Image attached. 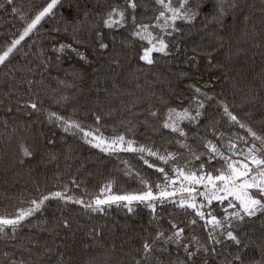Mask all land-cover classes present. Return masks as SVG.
Segmentation results:
<instances>
[{"label": "trees", "instance_id": "1", "mask_svg": "<svg viewBox=\"0 0 264 264\" xmlns=\"http://www.w3.org/2000/svg\"><path fill=\"white\" fill-rule=\"evenodd\" d=\"M51 2L0 0V55ZM135 3L133 9L128 0H58L0 65V216L16 217L54 192L85 202L50 199L14 230L3 226L0 264H264V213L238 221L230 214L239 205L230 197L199 202L202 185L186 199L203 204L224 228L205 226L180 197L131 203L132 212L126 203L86 207L105 190L158 191L180 174L228 171L253 145L264 148L247 131L264 138V0H189L185 9L197 13L194 19L169 20L172 27L157 19L164 9L156 0ZM113 9L125 19L108 28ZM141 25L168 43L170 55L153 52L151 65L140 59L151 46L135 35L144 34ZM61 45L77 52H61ZM197 100L204 104L201 115L177 124L184 135L163 126L170 110ZM117 136L135 148L95 146L99 137ZM254 154L264 158V151ZM179 228L184 232L176 243ZM226 230L241 244L221 235ZM145 242L153 245L147 255ZM185 246L196 253L191 259Z\"/></svg>", "mask_w": 264, "mask_h": 264}, {"label": "snow or ice", "instance_id": "2", "mask_svg": "<svg viewBox=\"0 0 264 264\" xmlns=\"http://www.w3.org/2000/svg\"><path fill=\"white\" fill-rule=\"evenodd\" d=\"M12 0H9V3H11ZM156 2L161 5L162 10L159 14L158 20L163 18L165 20V24L169 27H172L174 22L177 19H183L187 21H191L194 19L196 12L191 11V9H185V5L189 3V0H180V7L174 8L172 7V0H156ZM58 3V0H52V2L47 6V8L44 9L43 12H41L38 16L35 17V19L27 26V28L24 30L23 35L20 36L19 39L15 40L12 44V47H9L7 51H4L2 55H0V65L4 64L5 61L8 60L10 53L13 51L16 45L20 43L21 40L24 39L25 36L29 34V32L32 31L36 27L37 24H39L40 20L48 13L51 12V10L56 6ZM129 6L133 9L136 8L135 0H128ZM15 11V10H14ZM170 12L171 16L166 17L165 13ZM118 15L120 17L119 20H114L113 16ZM125 19L124 12L118 11L117 9H113L112 12L109 13V18L105 20V26L108 28H113L117 25H120L121 22ZM135 18L133 17V21ZM171 20L173 24H168V21ZM159 26V25H158ZM140 28L143 29V33L141 31L135 32V35L140 37L142 40H146L150 47H146L143 50V54L141 55L140 59L145 61L147 64L151 65L154 61L152 58V53L157 52L161 53L165 56L170 55V52L168 51L169 45L165 42V40L162 37L156 36L153 37L151 33H148V26L147 25H141ZM175 31H179V29H175ZM156 41L153 43V41ZM100 48L107 49L108 44L101 42ZM71 49L73 52H77L75 48L72 47V45H61L60 51L63 52L65 48ZM78 55H81V59H86L82 54L77 53ZM196 92H200L201 90L199 88L195 89ZM198 109L203 108L204 104L202 101L197 102ZM30 107L34 110L37 109V104L32 103ZM197 109L195 116L191 115L187 109H184L183 112L177 113L174 109L169 111L168 115V121L165 122L164 127L165 128H171L173 131L180 132L181 135H184L182 129H180L177 124L180 120L188 119L195 121L197 117L201 115L200 111ZM225 113L229 116V118L238 123L241 128H244L245 125L240 123L238 118L233 115L231 112L228 111V108H224ZM155 115V113H153ZM174 115L176 119L174 120ZM51 116H55V113H52ZM51 118V117H50ZM58 120H63L62 117H56ZM74 127L79 128L80 126L78 124H74ZM68 128H65V131H67ZM247 131L250 133V135L255 138L256 140H260L261 144L264 145V138H261L256 135L255 132H253L250 128L247 129ZM85 135H92L91 133H86ZM120 141H123V137L119 138ZM91 143V141H89ZM96 147H100V144H96ZM104 151H108V148L102 149ZM126 150H133L131 149V146L129 145V148ZM144 149H140V151H143ZM212 151L216 152V148L212 147ZM257 151H264V148L262 149H256L255 145H253L251 148L248 149V154L246 156V160H250V163L255 166V168H252L249 166V163L247 162H238L239 167H237L236 163H228V174H220L215 177L216 180H219L223 182V186L221 188L216 189V191H212L210 195H206L205 199L207 200L208 204L210 205L213 200L219 201L220 203H223L228 196H234L235 200L239 201V211H235L231 213L230 215L235 218L238 221H243L245 217H254L258 213H264V158H258L254 153ZM155 155V153H152ZM24 155L30 156L32 153L25 148L24 149ZM226 160L229 158H225ZM160 171H163V169H160ZM186 179H191L195 183L199 184L204 177H200L199 179L196 178L195 175H192L190 177H185ZM209 183H212L213 188H216L215 183H213V178L211 176L208 177ZM237 181H240V183H236ZM232 185V187H230ZM255 190V194H253L249 190ZM188 191H193V189H188ZM219 192H223L224 195H219ZM161 195H168L167 193H161ZM152 193L151 191H148L144 193L143 195H124V196H112L108 199H100L97 198L94 202L95 206L93 204L89 203L86 205V207L91 208L94 211H103V208H101V205L105 204H112V203H118L121 201H126L127 203L124 205L125 207H128V211L132 212L133 208L130 206L133 201H147L152 199ZM50 199H60V200H66L71 201L76 204H85L83 200L75 199L71 196H67L66 193L62 192H54L51 195H44L39 201L33 200L31 203L34 205V207L28 208L26 210H20L19 214L14 219H7L0 217V232L4 231L3 226H12L13 230L15 229V226L18 225L21 221H23L26 217L32 216L35 212L39 211L44 205L45 201H48ZM181 206L183 205V201L181 202ZM228 206L231 208H237V204L233 203L232 201H228ZM148 207L155 209V205L149 204ZM188 207L196 210V215L201 219L205 221V226L211 225L213 229H221L224 228L225 225L222 224L221 220L218 219L216 216L212 214L211 211H208L207 213L203 211L202 209L205 207L203 204L199 205V207L195 204H189ZM225 212H227V208L224 209ZM192 224L196 223V220L191 221ZM68 224L65 222V227H67ZM228 228H231V225L229 224L227 226ZM173 228H176V225H173ZM184 232L183 228H179L174 233L175 242L179 243L180 237L182 236V233ZM228 240H231L235 245L241 244V239L234 234L232 230H226L225 232H222L221 235H225ZM163 236V233H160L157 237L159 239ZM210 236L213 240H215L216 243H221V240L216 239L214 235L210 233ZM169 240H172V237H168ZM143 250L145 255L148 253H151L153 250V245L145 242L143 245ZM185 251L188 255V258L191 259L196 253L188 251L187 246H185ZM215 251V249H213ZM235 260L240 261L241 257L237 255L234 257ZM139 264V262H137Z\"/></svg>", "mask_w": 264, "mask_h": 264}, {"label": "rangeland", "instance_id": "3", "mask_svg": "<svg viewBox=\"0 0 264 264\" xmlns=\"http://www.w3.org/2000/svg\"><path fill=\"white\" fill-rule=\"evenodd\" d=\"M179 8V7H178ZM44 11V10H43ZM41 11V12H43ZM40 12V13H41ZM39 13V14H40ZM154 37H156L154 35ZM156 41L154 40L153 43H155ZM200 101V100H197V102ZM197 102L195 105H193L192 107L188 108V112L195 116L196 114V111L198 109V105H197ZM184 110V109H183ZM183 110H180L179 112L177 113H180V112H183ZM201 113V108L198 109ZM175 117V116H174ZM176 119V117L174 118V120ZM167 122H170V121H167ZM120 137L122 136H117V137H114L112 139H105L103 137H99L97 138V141H94L96 144H101L100 147L101 148H108L110 151L111 150H122V149H128L129 148V145L130 144H126L125 141H124V138H123V141H120ZM131 149H134L135 147L131 144ZM238 162H247L249 163V166L252 167V168H255L254 165H252L250 163V160H246V158H243V159H233L231 161V163H236L237 164V167H239V163ZM225 174L227 175L228 174V171H224V172H220L218 174H211V173H202L201 175H198V174H195V173H191L189 175H182L180 174L179 176H175L171 179L168 180V182L166 183L165 187L161 188L160 190L158 191H154V190H146V191H142V192H133V193H117V192H111L110 190H105L104 194H101L99 196H97L91 204H93V206H95L94 202L97 198H100V199H108L109 197H112V196H124V195H143L144 193L148 192V191H151L152 193V199L150 200H147V201H143V202H153V201H156L164 196H167V197H180L181 199H183V203L186 202V203H189V204H192V203H195V200H188L186 199L185 195H193L194 192L193 191H188V189H196L197 186L193 180L191 179H186L185 177H190L192 175H195L197 179H199L200 177H204V179L198 184V185H202L203 186V190L199 193L200 195H202L204 198L202 200H199V202L201 203H204V202H207V200L205 199V196L206 195H210V193L212 191H216V189L218 188H221L223 186V182L219 181V180H216L215 177L220 175V174ZM211 176L213 178V183H215L216 185V188L214 189L213 186H212V183H209L208 181V177ZM194 184V186H191V184ZM236 183H240V181H237ZM230 187H232V185H230ZM251 191L253 194H255V190H249ZM161 193H167L168 195H161ZM219 195H224L223 192H219L218 193ZM232 199H234V201L237 202V204L239 205V201L235 200L234 196H228ZM227 197V198H228ZM136 202H141V201H133L132 203H136ZM118 203H127L126 201H121V202H118ZM103 205H101L100 207H102ZM1 217V216H0ZM2 218H7V219H14L15 217H2Z\"/></svg>", "mask_w": 264, "mask_h": 264}]
</instances>
